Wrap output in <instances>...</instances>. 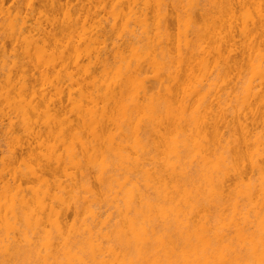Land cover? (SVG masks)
<instances>
[{
    "label": "bare ground",
    "instance_id": "obj_1",
    "mask_svg": "<svg viewBox=\"0 0 264 264\" xmlns=\"http://www.w3.org/2000/svg\"><path fill=\"white\" fill-rule=\"evenodd\" d=\"M6 2L0 264H264V0Z\"/></svg>",
    "mask_w": 264,
    "mask_h": 264
},
{
    "label": "rangeland",
    "instance_id": "obj_2",
    "mask_svg": "<svg viewBox=\"0 0 264 264\" xmlns=\"http://www.w3.org/2000/svg\"><path fill=\"white\" fill-rule=\"evenodd\" d=\"M64 1V0H63ZM12 4V0H7V2L5 3L6 6H9ZM40 13L42 15H51L52 11H51V7L50 6H47L46 8H42L40 10ZM223 16H225V13H223ZM9 44V41L8 43ZM10 47V46H9ZM3 141V142H2ZM1 141V150H3L4 154H8L10 152V149H12V147H14L13 145H15L14 143V140L10 137V136H7V140H6V137H5V141L2 139ZM0 169H2V165H0ZM6 165H4L3 167L5 168ZM3 168V169H4ZM2 169V170H3ZM6 169H7V166H6ZM8 170V169H7ZM5 173V171H3ZM7 172V171H6ZM72 213V212H71ZM74 216L72 214H69V220L71 221L72 218Z\"/></svg>",
    "mask_w": 264,
    "mask_h": 264
}]
</instances>
